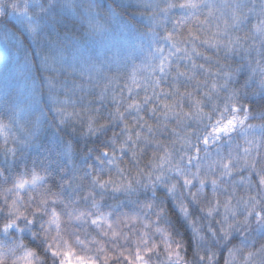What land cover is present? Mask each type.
<instances>
[{
    "label": "clouds",
    "instance_id": "obj_1",
    "mask_svg": "<svg viewBox=\"0 0 264 264\" xmlns=\"http://www.w3.org/2000/svg\"><path fill=\"white\" fill-rule=\"evenodd\" d=\"M194 3L0 0V264H264V0Z\"/></svg>",
    "mask_w": 264,
    "mask_h": 264
},
{
    "label": "trees",
    "instance_id": "obj_2",
    "mask_svg": "<svg viewBox=\"0 0 264 264\" xmlns=\"http://www.w3.org/2000/svg\"><path fill=\"white\" fill-rule=\"evenodd\" d=\"M8 22L13 26H22L26 22V17L12 13L8 16ZM0 31H3V29H0ZM8 36L11 40L12 33L9 32ZM16 73V62L10 57L3 44L0 43V101L24 95V90Z\"/></svg>",
    "mask_w": 264,
    "mask_h": 264
},
{
    "label": "snow or ice",
    "instance_id": "obj_3",
    "mask_svg": "<svg viewBox=\"0 0 264 264\" xmlns=\"http://www.w3.org/2000/svg\"><path fill=\"white\" fill-rule=\"evenodd\" d=\"M181 7H185V6H188V7H191V8H195L197 5L194 3V0H186V4H181L180 5ZM168 39H173L172 35L169 34L168 35ZM179 50V49H178ZM161 70H163V65H161ZM233 122L232 121H229L228 124L224 125L223 127L221 128H218L216 129L217 132H225L227 131L228 127L232 124ZM206 142V141H205ZM39 179V177H34L33 178V182H35V180ZM262 183H264V180H262ZM93 223H97V220L94 219L92 221ZM54 255L56 254L55 252L53 253ZM65 256L67 258V264H95L94 261H87L85 260L84 257H76L75 260H72L71 259V256L72 254L69 252V253H65ZM126 259L129 260V264H131V258L130 257H126ZM143 259L142 256H140L139 252H137V255H136V261L139 262Z\"/></svg>",
    "mask_w": 264,
    "mask_h": 264
}]
</instances>
